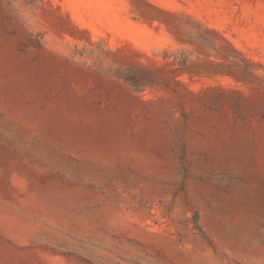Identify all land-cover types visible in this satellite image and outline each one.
I'll return each instance as SVG.
<instances>
[{"label": "rangeland", "instance_id": "1", "mask_svg": "<svg viewBox=\"0 0 264 264\" xmlns=\"http://www.w3.org/2000/svg\"><path fill=\"white\" fill-rule=\"evenodd\" d=\"M0 264H264V0H0Z\"/></svg>", "mask_w": 264, "mask_h": 264}, {"label": "trees", "instance_id": "2", "mask_svg": "<svg viewBox=\"0 0 264 264\" xmlns=\"http://www.w3.org/2000/svg\"><path fill=\"white\" fill-rule=\"evenodd\" d=\"M134 75L125 78V81L133 88L146 90L147 88L166 87L164 82L166 78L163 77V71L160 69L151 70L143 67L142 65L136 66Z\"/></svg>", "mask_w": 264, "mask_h": 264}]
</instances>
